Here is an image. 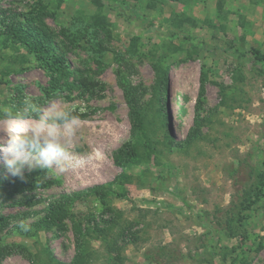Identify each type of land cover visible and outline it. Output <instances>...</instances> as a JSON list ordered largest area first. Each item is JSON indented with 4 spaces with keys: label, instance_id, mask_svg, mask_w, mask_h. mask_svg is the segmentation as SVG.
Returning <instances> with one entry per match:
<instances>
[{
    "label": "rangeland",
    "instance_id": "374dc122",
    "mask_svg": "<svg viewBox=\"0 0 264 264\" xmlns=\"http://www.w3.org/2000/svg\"><path fill=\"white\" fill-rule=\"evenodd\" d=\"M259 1L0 0V119L83 122L63 171L0 154V264H264Z\"/></svg>",
    "mask_w": 264,
    "mask_h": 264
},
{
    "label": "clouds",
    "instance_id": "9594fccd",
    "mask_svg": "<svg viewBox=\"0 0 264 264\" xmlns=\"http://www.w3.org/2000/svg\"><path fill=\"white\" fill-rule=\"evenodd\" d=\"M82 120L67 104L53 101L41 107L26 98L24 107L5 110L0 119L4 166L13 175L24 169L63 171L82 127Z\"/></svg>",
    "mask_w": 264,
    "mask_h": 264
},
{
    "label": "trees",
    "instance_id": "16d2710c",
    "mask_svg": "<svg viewBox=\"0 0 264 264\" xmlns=\"http://www.w3.org/2000/svg\"><path fill=\"white\" fill-rule=\"evenodd\" d=\"M253 51H254L253 53L257 59L264 61V54H259V52L257 50H253ZM129 104H130V109H131L133 120H134V122H137L138 111L136 110V107L134 106V104L131 100H129ZM129 153H131V150H129V152L123 154V159H126L127 157H129ZM13 182H14L13 179H11L7 176H4V175H0V196L7 195L8 187ZM98 187H99V184H94V185L88 186L85 188V190L82 191L83 193H81V194L86 196L90 193H98L99 192ZM76 192L78 193V191H76ZM72 195H75V192H73ZM65 210H66L65 205H63L62 203L61 204L59 203L56 205L50 203L49 207L47 208V214L44 216V218L41 220V222L45 226H49V225L53 224V222H55L59 218H61L63 216V214L65 213ZM0 255H1V252H0Z\"/></svg>",
    "mask_w": 264,
    "mask_h": 264
},
{
    "label": "crops",
    "instance_id": "0c3cea01",
    "mask_svg": "<svg viewBox=\"0 0 264 264\" xmlns=\"http://www.w3.org/2000/svg\"><path fill=\"white\" fill-rule=\"evenodd\" d=\"M257 7L255 8L253 11H251L249 13L250 19L253 20V22L256 24H258L261 28L262 31L260 34L258 35H253L254 39H257L260 41V43H264V3L262 1H259L257 4L255 3V5H253V7ZM261 45V46H262Z\"/></svg>",
    "mask_w": 264,
    "mask_h": 264
}]
</instances>
